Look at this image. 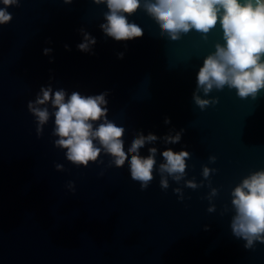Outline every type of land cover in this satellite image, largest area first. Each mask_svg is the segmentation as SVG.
Segmentation results:
<instances>
[{
    "label": "water",
    "instance_id": "95a60500",
    "mask_svg": "<svg viewBox=\"0 0 264 264\" xmlns=\"http://www.w3.org/2000/svg\"><path fill=\"white\" fill-rule=\"evenodd\" d=\"M8 11L13 19L0 26V264H264V243L246 249L230 227L231 189L264 169V90L256 98L227 87L208 97L199 92L218 98L204 110L192 100L196 72L223 43L222 32L213 30L205 41L190 31L171 41L139 8L131 19L143 34L117 42L99 29L106 7L92 0H21ZM81 28L96 38L91 54L77 49ZM49 84L84 95L107 91L108 116L125 125V146L136 131L163 136L184 129L180 143L161 139L141 149L142 155L153 146L189 151L184 180L168 177L162 190L157 171L141 190L127 160L109 163L102 152L87 167L67 161L54 146V117L38 137L27 109ZM202 166L216 169L209 180ZM193 178L203 182L195 190L184 186ZM212 188L217 195L209 200Z\"/></svg>",
    "mask_w": 264,
    "mask_h": 264
},
{
    "label": "clouds",
    "instance_id": "9594fccd",
    "mask_svg": "<svg viewBox=\"0 0 264 264\" xmlns=\"http://www.w3.org/2000/svg\"><path fill=\"white\" fill-rule=\"evenodd\" d=\"M72 2L63 0L66 5ZM20 3L21 0H0V26L11 22L13 17L8 9L19 7ZM92 3L106 7L99 29L105 37L117 42L143 34L144 26L131 19L139 8L154 18L160 35L171 41L180 40L190 31H195L205 41L213 30L222 32L223 43L214 44V51L204 57L196 72L192 100L201 110L218 103V98H202L199 92L208 97L213 90L222 91L227 87L234 89L240 98H256L260 90H264V0H92ZM79 31L82 42L77 49L91 54L96 38L83 28ZM65 50H70L68 45ZM51 52V48L43 49L46 56ZM118 58L122 59L123 53H119ZM108 95L107 91L92 95L79 91L69 93L63 88L54 90L51 84L42 85L35 99L28 102L27 109L35 119L38 137L54 117V146L64 151L66 160L77 167L96 162L103 152L110 154L109 163L122 165L127 160L130 177L139 182L141 190L148 188L157 171L162 190L169 188L168 177L177 183L184 180L189 151H174L171 147L159 151L153 146L148 148L147 155L141 154L142 148L161 139L165 145L180 143L184 129H170L163 136L134 130L136 134L125 146V125L109 118ZM170 122V118L165 117L164 123ZM158 151L163 163L157 169ZM209 160L215 162L216 157L210 156ZM55 168L64 170L61 164H56ZM215 171L202 166L201 175L209 180ZM202 183L198 184L193 178L185 180L184 186L195 190ZM68 188L75 190L72 182L68 183ZM173 191L179 194V199H184L181 187ZM215 195L217 189L212 188L208 199ZM231 205L234 210L230 223L232 234L245 241L246 249L253 248L255 242L264 243V169L245 176L231 189ZM207 210L213 212L215 206Z\"/></svg>",
    "mask_w": 264,
    "mask_h": 264
}]
</instances>
